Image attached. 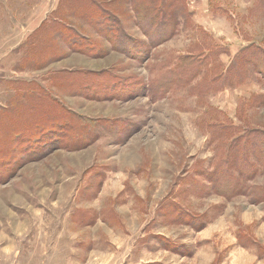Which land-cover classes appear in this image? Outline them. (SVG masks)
I'll use <instances>...</instances> for the list:
<instances>
[{"label": "rangeland", "instance_id": "1", "mask_svg": "<svg viewBox=\"0 0 264 264\" xmlns=\"http://www.w3.org/2000/svg\"><path fill=\"white\" fill-rule=\"evenodd\" d=\"M0 264H264V0H0Z\"/></svg>", "mask_w": 264, "mask_h": 264}, {"label": "trees", "instance_id": "2", "mask_svg": "<svg viewBox=\"0 0 264 264\" xmlns=\"http://www.w3.org/2000/svg\"><path fill=\"white\" fill-rule=\"evenodd\" d=\"M256 56H257V55H256ZM256 56H255V57H256ZM21 96H22L23 98H25V99H26L25 95H21Z\"/></svg>", "mask_w": 264, "mask_h": 264}]
</instances>
